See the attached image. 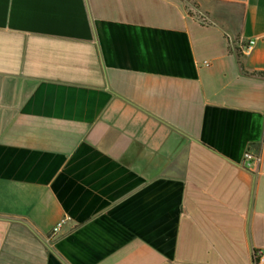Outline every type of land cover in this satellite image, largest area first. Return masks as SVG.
Returning <instances> with one entry per match:
<instances>
[{"label": "crops", "instance_id": "obj_1", "mask_svg": "<svg viewBox=\"0 0 264 264\" xmlns=\"http://www.w3.org/2000/svg\"><path fill=\"white\" fill-rule=\"evenodd\" d=\"M189 1L0 0V264L264 251V0Z\"/></svg>", "mask_w": 264, "mask_h": 264}, {"label": "built area", "instance_id": "obj_2", "mask_svg": "<svg viewBox=\"0 0 264 264\" xmlns=\"http://www.w3.org/2000/svg\"><path fill=\"white\" fill-rule=\"evenodd\" d=\"M254 42H249V45L247 46L246 51H249L252 46H253ZM260 161V158L258 156H254L252 153L250 152H246L243 155V163L245 165V167L247 168H251L254 164H258ZM69 219H63L61 221H59L58 223H56L50 230L49 235H48V242H50L53 238H55L58 233L61 231V229L63 228V226L65 225L66 222H68ZM252 264H264V251L262 250H257L254 251L252 253Z\"/></svg>", "mask_w": 264, "mask_h": 264}, {"label": "trees", "instance_id": "obj_3", "mask_svg": "<svg viewBox=\"0 0 264 264\" xmlns=\"http://www.w3.org/2000/svg\"><path fill=\"white\" fill-rule=\"evenodd\" d=\"M188 2H190L189 0H187Z\"/></svg>", "mask_w": 264, "mask_h": 264}]
</instances>
